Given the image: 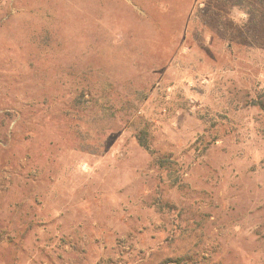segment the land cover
Masks as SVG:
<instances>
[{
	"label": "rangeland",
	"instance_id": "rangeland-1",
	"mask_svg": "<svg viewBox=\"0 0 264 264\" xmlns=\"http://www.w3.org/2000/svg\"><path fill=\"white\" fill-rule=\"evenodd\" d=\"M0 264H264V0H0Z\"/></svg>",
	"mask_w": 264,
	"mask_h": 264
},
{
	"label": "trees",
	"instance_id": "trees-1",
	"mask_svg": "<svg viewBox=\"0 0 264 264\" xmlns=\"http://www.w3.org/2000/svg\"><path fill=\"white\" fill-rule=\"evenodd\" d=\"M138 142L140 144V146L146 150L151 156L155 157L157 159V162L160 164V165H164V158L162 157H158L156 155V152L151 148V146L149 145L147 139L141 135V136H138Z\"/></svg>",
	"mask_w": 264,
	"mask_h": 264
}]
</instances>
